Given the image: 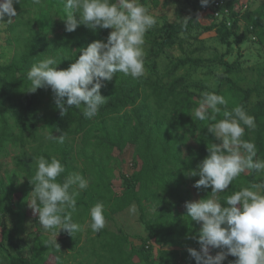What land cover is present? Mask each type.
<instances>
[{
    "label": "trees",
    "instance_id": "obj_1",
    "mask_svg": "<svg viewBox=\"0 0 264 264\" xmlns=\"http://www.w3.org/2000/svg\"><path fill=\"white\" fill-rule=\"evenodd\" d=\"M224 2L231 10L230 16L221 20L215 18L217 22L209 26L199 24L197 7L192 4L193 16L188 19L187 26L183 21L164 25L156 32L159 37L152 40L156 51L144 59L159 55L176 44L183 48L189 39L185 37L196 27L205 31L215 28L220 41L229 46L232 36L239 37L235 39L238 43L244 41L246 29L264 43V2L256 7L247 3V8L241 11L233 10L235 0ZM14 8L17 16L12 17L9 31L12 34L10 42H18L16 53L9 62L0 56V142L12 141L21 147L34 145L32 153L25 152L17 162L32 190L34 185L30 180L36 171L33 157L41 155L48 159L55 156L65 166L58 182L62 183L71 172H79L88 180L89 186L80 192L77 211L72 213L73 222L80 224L82 230L72 235L66 232L76 248L71 262L63 254L61 242L57 241L60 245L57 246L56 241L44 232L36 236L31 254L24 255L22 243L15 240L12 229H7L0 239V264H196L187 248L199 250L200 245L194 237L199 234L200 223L191 221L184 204L192 200L193 189L202 199L211 197V188L197 190L193 187L199 176H192L190 172L208 155V146L220 143V140L207 129L214 120L192 118L191 113L199 106L202 94L189 90L187 82L199 67L215 63L226 66L220 79L227 88L219 94L226 99L230 95L232 101H228L227 110L242 105L255 118V128L246 127L243 139L255 143L256 159L264 161V97L261 90L239 85L234 76L240 69L239 60L228 62L222 54L208 58L196 55V50H192L183 57H171L164 72H159L158 62L154 60L150 73L139 79L117 73L111 81H102L100 92L107 98V103L100 106L97 116L86 118L83 105L73 107L61 116L50 88L31 91V81L27 79L29 69L46 56L57 60L58 69H67L84 47L94 40L106 41L112 30L94 32L79 25L75 31L66 32L61 19L65 15L62 0H40V3L20 0L14 3ZM53 15L59 18L62 31L55 30L53 20L46 23ZM230 17L231 25L228 24ZM255 92L256 100L253 99ZM219 107L221 111L215 114V120L224 118L225 106ZM209 113L211 115V110ZM61 132L66 133L64 143L45 138L47 134L56 136ZM191 140H195L196 146L189 144ZM128 146L135 148L133 170L130 174L122 173L119 185L111 162L114 155L122 153ZM253 183L261 185L264 191V174L254 170L240 174L228 189L217 194L219 202L226 204L228 195ZM15 190L7 178L0 176V223L2 215H21L15 208ZM29 191L25 197L29 196ZM97 202H103L105 206L106 221L135 203L140 220L149 232L142 244L135 247L127 234L107 227L93 235L89 209ZM66 245L72 247L70 243ZM156 248L158 256L154 259ZM218 251L221 249H212L211 254ZM234 260L235 257L229 255L222 264Z\"/></svg>",
    "mask_w": 264,
    "mask_h": 264
},
{
    "label": "clouds",
    "instance_id": "obj_2",
    "mask_svg": "<svg viewBox=\"0 0 264 264\" xmlns=\"http://www.w3.org/2000/svg\"><path fill=\"white\" fill-rule=\"evenodd\" d=\"M20 0H0V22L5 16H17L14 3ZM40 3V0H34ZM65 15V31L73 32L79 25L92 31L112 29L106 41L94 40L84 47L75 62L67 69H58L54 57L46 56L32 64L27 73L32 92L38 88H50L60 115L69 109L80 108L86 118L97 116L100 106L107 103L101 95L102 81H111L117 73L132 79L145 75L144 45L146 32L157 23L140 0H62ZM210 0H200L202 7ZM184 25L188 19L185 17ZM228 100L215 92H203L198 107L191 113L193 119L214 120L207 127L220 140L208 146V155L202 159L192 176H199L193 187L197 190L211 188V197L198 201H185L186 214L191 221L201 224L194 237L199 250L187 251L196 264H222L227 256L235 257L230 264H264V191L259 184L241 187L228 195L226 204L219 202L218 193L224 192L233 180L246 170L264 171V161L256 159L257 148L253 141L243 139L245 128H255V118L242 105L227 110ZM225 106L223 119L215 120V114ZM211 110V115L209 113ZM57 131H60L57 129ZM64 143L66 133L45 137ZM36 171L30 180L34 185L29 207L38 215V221L46 231L59 228L70 235L81 231L82 226L72 220L77 211V197L88 188V180L79 172H71L63 180L57 178L65 172L61 161L52 156L33 157ZM105 206L97 202L89 209L90 228L94 233L106 226ZM156 211V208H155ZM57 246H60L57 243ZM212 249H221L215 255Z\"/></svg>",
    "mask_w": 264,
    "mask_h": 264
},
{
    "label": "rangeland",
    "instance_id": "obj_3",
    "mask_svg": "<svg viewBox=\"0 0 264 264\" xmlns=\"http://www.w3.org/2000/svg\"><path fill=\"white\" fill-rule=\"evenodd\" d=\"M264 2V0H235L233 3V9L239 11L247 3L256 7ZM150 14L156 17L157 23L154 27L149 29L145 34L144 56L156 51L157 47L152 41L154 38L159 37L158 32L164 25L170 24L175 21H183L185 17L193 16L192 4L197 7L199 24L202 26H209L215 21L214 15L200 9V0H140ZM212 3L210 0L209 5ZM212 8V5L210 6ZM9 17L5 16L4 21L0 22V56L5 62H9L15 55L18 42L14 40L10 42L11 32L9 31V25L11 21H7ZM222 17H219L221 20ZM53 20V26L56 31H62L59 18L53 15L52 18H48L46 23H50ZM232 21V17H230ZM232 24V22H230ZM245 29V28H244ZM112 30V29H111ZM245 34V40L242 42H236L235 39L238 36L230 37L231 46L227 43H222L219 39V35L214 28L211 31H205L202 27H196L191 30V35L186 36L189 38L183 44V48L176 44L172 48H167L163 53L159 55L151 56L144 59L145 74L150 73V66L154 60H157L159 72H164L167 63L171 57H183L192 50H196V55L204 57H219L221 54L228 62H235L239 60L240 69L235 73V79L238 80L240 86L244 88H258L261 90V95L264 97V43L260 38H256L253 33L248 30L243 31ZM155 34L157 36H155ZM17 37V36H16ZM198 38V40L196 39ZM226 70V66L221 63H215L212 65H205L197 68L191 73V77L187 82L189 90L202 94L203 92H215L219 94L221 90H225L227 85L220 79V75ZM181 71L180 73H183ZM221 95V94H220ZM253 99H257V93L253 94ZM227 100L230 99V95H227ZM47 134V133H46ZM49 135V134H47ZM80 141L81 138H78ZM190 145L196 146L195 140L189 142ZM34 145H27L21 147L18 143L12 141L0 142V176L7 178L8 183L15 186V208L20 211V216L2 215L0 223V239L2 234L7 229H12L15 235V240H19L22 243L21 250L24 255L29 256L31 254L34 240L40 232H44L56 241H60L63 254L66 256L68 262L73 260V254L75 252V246L73 245V239L66 236V231L61 233L59 228L52 230H44L38 221V215L34 214L29 207V201L32 197L31 184L28 182L25 173L18 166L19 159L25 152L32 153ZM185 154L188 153V149L184 147ZM135 155V148L128 146L124 151L114 158L111 162L113 173L118 180V184L122 183V173L130 174L133 170V158ZM251 170H246L243 175H246ZM264 174V171L260 172V175ZM29 191V196L25 197L26 191ZM262 190V189H261ZM201 199V195L193 189V198L191 201H198ZM183 210V207L181 208ZM18 223V225H16ZM87 225L85 224V227ZM84 227V228H85ZM108 229L114 232H124L130 237V241L133 246L139 247L148 235V229L145 224L140 220V211L138 206L134 203L124 209L123 211L115 214L112 220L106 221ZM201 224H199V230ZM86 231V230H85ZM95 235V233H93ZM72 244V247L66 244ZM158 249L154 250V259H157Z\"/></svg>",
    "mask_w": 264,
    "mask_h": 264
},
{
    "label": "built area",
    "instance_id": "obj_4",
    "mask_svg": "<svg viewBox=\"0 0 264 264\" xmlns=\"http://www.w3.org/2000/svg\"><path fill=\"white\" fill-rule=\"evenodd\" d=\"M226 3L224 2V0H214L212 1V3L206 7H202V10L206 11L207 14L210 13L212 15H214V17L218 18L219 17H224V16H230V8H228L226 5ZM212 5V8H210V6ZM244 9L247 8V5H245L243 7ZM234 10V9H233ZM236 10V9H235ZM242 8L239 10L241 11ZM230 20L228 21V24H230Z\"/></svg>",
    "mask_w": 264,
    "mask_h": 264
}]
</instances>
